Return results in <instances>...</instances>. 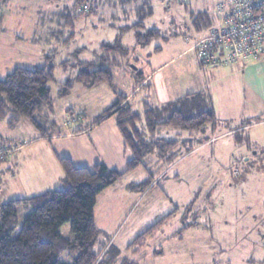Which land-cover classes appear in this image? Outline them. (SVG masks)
I'll return each mask as SVG.
<instances>
[{"label": "rangeland", "instance_id": "rangeland-1", "mask_svg": "<svg viewBox=\"0 0 264 264\" xmlns=\"http://www.w3.org/2000/svg\"><path fill=\"white\" fill-rule=\"evenodd\" d=\"M224 1L154 0V12L149 13L150 8L130 9L132 0H91L94 10L82 15L73 7L76 0H10L5 4L12 16L25 14L22 33L27 39L13 40L15 32L1 27L0 78L17 67L53 65L56 79L49 84L52 105L43 106L38 116L42 130L28 119L10 127L6 118H0V143L14 148L11 156L0 162V202L27 198L32 192L45 193L46 188L59 190L47 184L31 191L24 175L30 176L33 160L43 171L52 172V162L61 165L60 157L68 153L61 148L69 143L90 145L88 153L101 159L117 142L107 126L116 116H110L103 129L96 130L104 132L98 143L95 132L81 138L43 136L85 128L121 97H126L125 102L140 116L138 128L146 131V105L161 106L176 96L205 89L203 95L186 99L182 108L187 114H196L217 106L221 119L218 128L209 125L199 133L172 126L158 128L154 137L178 141L175 159L167 162L153 151L144 157L143 165L101 192L96 205V251L103 257L102 264H264V122L259 121L264 117L263 104L244 99L241 74H231L227 66L198 68L193 50L184 52L219 26L218 4ZM205 12L209 19L195 22L197 15ZM70 13L76 29L66 23ZM135 14L139 20L154 19V26L163 34L145 49L135 50L138 29L126 27L137 21ZM172 24L174 30H170ZM70 32H75L74 37H68ZM118 38L128 51L109 55L101 51L103 43ZM86 61H94L92 69L108 67L113 85L100 82L87 87L78 82L81 63ZM137 70L148 77L143 84L137 81ZM68 80L73 88L64 96L61 90ZM170 112H161L159 119L166 120ZM243 123L249 124L248 129L239 131L245 139L237 142L230 128ZM221 132L226 133L219 136ZM210 139L212 143L199 146ZM133 157V151L125 146L117 158V170L124 171ZM46 177L40 178L42 184ZM31 210L19 207L12 237L19 235ZM172 212L142 243L132 245L140 234ZM59 232L74 239L70 222ZM60 261L72 264L74 257L64 252Z\"/></svg>", "mask_w": 264, "mask_h": 264}, {"label": "trees", "instance_id": "trees-1", "mask_svg": "<svg viewBox=\"0 0 264 264\" xmlns=\"http://www.w3.org/2000/svg\"><path fill=\"white\" fill-rule=\"evenodd\" d=\"M2 1L4 0H0ZM87 4L90 10L86 13H78V7ZM74 8L81 15L89 14L94 10L91 0H76ZM202 18L208 20L209 15L206 12L199 13L195 22ZM129 28L138 29L136 43L142 46L163 36L157 28L146 29L143 22H138ZM101 49L107 55L128 51L122 45L120 38L113 43H103ZM101 58L104 61L107 59L104 54ZM81 64L83 68L76 77L78 82L87 87H93L100 82L113 85V74L108 67L100 66L92 69L94 61ZM55 79L53 65L49 68L42 66L33 69L17 67L5 78H0V118H6L10 127H15L22 119H28L36 128L42 130L38 116L43 106L52 105L49 84ZM137 81H143V73L140 70H137ZM72 88V81L64 82L61 94L67 96ZM203 94V92H193L165 102L161 106L146 105V131L138 128L140 116L133 111L129 102H125L126 97H121L96 122L106 116H116L125 144L134 153L126 169L124 171L110 169L103 163L96 164L94 168L76 166L70 157H60L65 171L64 189L51 190L27 198H14L0 204V264H64L60 261V255L64 252H69L74 257L72 264H102L103 257L95 248L99 233L96 223L98 196L103 190L122 179L125 174L143 165L144 157L153 151L167 162L175 159L174 150L178 141L154 137L159 127L172 126L196 133L204 131L209 125L217 129L221 120L213 107L196 114H187L182 108V103L190 96ZM163 111L171 112L170 116L162 121L159 117ZM230 131L235 135L237 142L244 141L245 137L239 133L241 129L231 128ZM143 185H146V182ZM21 205L31 207L32 210L25 219L19 235L14 238L12 234L18 226V209ZM174 212L140 234L132 245L142 243ZM66 222L71 223L74 239L66 238L59 232L60 227Z\"/></svg>", "mask_w": 264, "mask_h": 264}, {"label": "crops", "instance_id": "crops-1", "mask_svg": "<svg viewBox=\"0 0 264 264\" xmlns=\"http://www.w3.org/2000/svg\"><path fill=\"white\" fill-rule=\"evenodd\" d=\"M153 1L154 0H132L130 5H128V6H131L130 9H132V10H139L142 8H145V9L150 8L149 13H153L154 7L156 6V4ZM173 1H177V0H173ZM9 2H10V0H4L2 2V5H0V32H1V27L4 29H8L9 31H14L15 33H14L12 39L13 40L16 39L18 41H24L27 39V38L26 39L23 38V33H22V29H23L22 28V24H23L22 21L24 20L23 18L25 17V14L22 13L20 15L12 16V11L6 12L7 8H5V4H9ZM73 7H74V5H73ZM174 9L178 10L179 6H175ZM15 13H16V11H15ZM147 16L148 15H146V17ZM138 17H139V15L135 14L133 19H136L137 21H134L133 24L128 25L126 27L129 28L138 22H143L146 29L157 28L154 26V25H156V23L153 22L154 19L152 20L151 17L147 18V19L142 18V20H139ZM143 17H145V15H143ZM172 18L173 17H169V19H171V20H172ZM146 20H149V23H151V24L146 22ZM67 21H68V22H66L67 25H70L71 27H75V29L77 28V23L72 18L71 13L68 14V20ZM23 25L25 26V24H23ZM174 26H175V24H172L170 30H172ZM11 27H13V28H11ZM132 29H136V28H132ZM157 29L160 30L159 28H157ZM74 35H75V32H70L68 34V37L72 38V37H74ZM147 46L148 45L143 46V49H145ZM193 46L190 48H187L184 52H187L189 50L191 51ZM141 47H142V45H138L136 43L135 50H139ZM196 66L198 68H202L198 65V63H196ZM160 68H162V67H160ZM228 68H230V70H231L230 72H232L231 74H234V75L235 74H241V81H240L241 87L244 90H246V93L243 94V97H245L244 99L246 101H248V99L249 100L250 99H252V100L257 99L260 102H262L263 107H264V59L260 60V61H248L244 66L234 67V68L228 67ZM217 72L219 73V75L223 74L221 72V70H219V69ZM210 73H212V72H210ZM147 79H148V77L145 79L143 76V81L141 83L143 84ZM203 91H206V90L202 89V90L193 91V92L197 93V92H203ZM193 92H189V93H193ZM185 95L176 96L175 99H171L168 101L176 100V99L183 97ZM168 101H166V102H168ZM214 110L218 116L219 108H217V106H216L214 108ZM104 115H105V111L102 114H100L99 116H97V118L93 119L85 128H80L78 130H68L67 129L68 131L65 133H60L59 135L58 134H52V135H50V136L48 135L46 137L54 138L56 136H68V137H73V138L74 137L81 138L80 136H82L83 134H85L87 132H95V136H96L95 141H97V143H98L103 139V133L104 132L102 131L103 133H101V132H98L96 130H102L103 126H105L106 122H108V118L110 116H112V115L106 116L105 118H103V120L96 122L97 119H99L101 116H104ZM218 118H219V116H218ZM225 118L230 119L231 116H226ZM259 121L264 122V117L261 118ZM228 125L231 126L232 123L228 122ZM248 125L249 124H247V123H243V124L237 126V128H235V129H242V128L248 129ZM107 126H108V129L110 131L111 138L113 139V141L115 138V141H117V142H116V144H114V146L113 145L111 146L112 147L111 151H110V149L108 151H105L107 154L105 156L103 155V157L101 159L99 157L93 156L92 153H88L90 145H89V147L83 146L81 141L79 142L78 146L73 145L72 143H69L66 146H63L61 149H64V147H65L68 153L64 152L66 154H63L62 156L70 157L76 166H84V167H88V168H94V166L96 164L103 163V164H106L110 169H114V170L120 169L119 168L120 161H118L117 158L121 154L122 150L124 151V147L126 146L125 139H124V136H123V134H122V132L118 126L117 119H116V121H114L112 123H108ZM249 129H251V127ZM225 133L226 132H221L219 134V136L223 135ZM213 135H215V134H213ZM216 137L217 136H213L212 138L215 139ZM43 138H45V137L43 136ZM212 140L213 139H210L207 142L200 144L199 146H201V145L204 146L210 142L212 143ZM213 142H215V141H213ZM199 146H197V147H199ZM72 150L75 151V153H77L78 156H74L75 154H72V152H70ZM52 165H53L52 172L49 173L48 171H43L41 169V165H39L36 160H33L31 162V164L29 165V167L32 166L31 169L29 168L31 170L30 176L27 177L26 174L24 175L25 180L28 181L27 182V188L31 189V191H35L34 188L37 187V185L45 186L47 184H50V187H56V189H60L59 187H61V185L62 186L65 185V187H66L65 171H64L63 166L61 167L62 164L59 165V163H58L59 166H57V164L54 161V162H52ZM44 174H47V177L45 178V181L42 184V181L40 178ZM128 174H130V172H128L124 176H127ZM50 189L51 188H46L45 191H47V190L49 191ZM32 193H34V194H32L31 196L39 195V194L43 193V190H42V192H32ZM31 196H29V197H31ZM0 197H1V192H0ZM98 198H99V196H98ZM0 201H1V198H0ZM0 204H2V202H0Z\"/></svg>", "mask_w": 264, "mask_h": 264}, {"label": "built area", "instance_id": "built-area-1", "mask_svg": "<svg viewBox=\"0 0 264 264\" xmlns=\"http://www.w3.org/2000/svg\"><path fill=\"white\" fill-rule=\"evenodd\" d=\"M89 10L88 4L77 9L78 13ZM218 10L221 12L219 26L200 38L192 48L198 65L202 68H234L244 66L248 61L263 60L264 0H225L218 4ZM13 152V147L0 144V162Z\"/></svg>", "mask_w": 264, "mask_h": 264}, {"label": "water", "instance_id": "water-1", "mask_svg": "<svg viewBox=\"0 0 264 264\" xmlns=\"http://www.w3.org/2000/svg\"><path fill=\"white\" fill-rule=\"evenodd\" d=\"M135 69H136V67H135Z\"/></svg>", "mask_w": 264, "mask_h": 264}]
</instances>
